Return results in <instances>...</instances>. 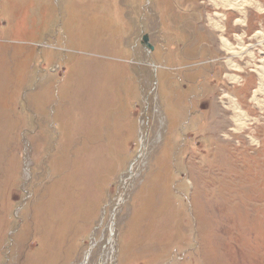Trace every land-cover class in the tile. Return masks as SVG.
<instances>
[{
	"label": "rangeland",
	"instance_id": "rangeland-1",
	"mask_svg": "<svg viewBox=\"0 0 264 264\" xmlns=\"http://www.w3.org/2000/svg\"><path fill=\"white\" fill-rule=\"evenodd\" d=\"M212 1L0 0V264H264V0Z\"/></svg>",
	"mask_w": 264,
	"mask_h": 264
},
{
	"label": "bare ground",
	"instance_id": "bare-ground-1",
	"mask_svg": "<svg viewBox=\"0 0 264 264\" xmlns=\"http://www.w3.org/2000/svg\"><path fill=\"white\" fill-rule=\"evenodd\" d=\"M212 3L218 7H226V8H231L239 13H243L244 12V7L246 5H253L258 7V4L256 3L255 5L252 3H250L248 0H213ZM141 5V4H140ZM261 7V6H260ZM261 10V8H260ZM235 15V14H234ZM239 16V15H237ZM223 15H220L218 13L215 12L214 15L209 16L208 17V24L209 26L216 30V31H220L221 36H220V42L221 45H223L222 47L224 48V51L227 52L228 54L232 55L230 60H233V57L237 56L241 57L244 53H246V50L244 49V44L242 43H238L237 48L235 46H232V44L224 37L223 33H224V26H222L221 23V19H222ZM224 21V20H223ZM243 22V21H242ZM228 24V23H227ZM226 24V25H227ZM230 25V24H229ZM228 26V25H227ZM243 28V27H242ZM262 31V30H261ZM258 37V36H257ZM263 42V41H262ZM259 45V44H258ZM247 47V46H246ZM255 52V51H254ZM229 60V61H230ZM232 64L230 65V67L232 69L235 70H239L240 67L236 64L233 63L232 61H230ZM259 76H260V83H259V90L256 89L254 91V95H253V100L257 102V104H259L261 101L257 98L258 93L260 90H262L263 87V83H262V79L264 77V66L261 67V70L259 72ZM230 79L238 82L240 81L241 77H237V76H230ZM246 83V81H245ZM235 97L233 95H230L228 93L223 94V104L226 105V107L231 111V121L234 124V131L240 130L243 126V123L249 119L248 116L246 115V113L241 109L242 107H240L235 99ZM131 119V118H130ZM131 121V120H130ZM250 122V120H249ZM128 126V125H127ZM135 129V128H134ZM111 179V178H110Z\"/></svg>",
	"mask_w": 264,
	"mask_h": 264
},
{
	"label": "water",
	"instance_id": "water-1",
	"mask_svg": "<svg viewBox=\"0 0 264 264\" xmlns=\"http://www.w3.org/2000/svg\"><path fill=\"white\" fill-rule=\"evenodd\" d=\"M140 45L144 48V49H149L152 50L153 48L151 47V45L148 42V36L147 35H143V37L141 38V42Z\"/></svg>",
	"mask_w": 264,
	"mask_h": 264
},
{
	"label": "built area",
	"instance_id": "built-area-1",
	"mask_svg": "<svg viewBox=\"0 0 264 264\" xmlns=\"http://www.w3.org/2000/svg\"><path fill=\"white\" fill-rule=\"evenodd\" d=\"M223 14H224V15H227L226 13H223ZM224 15H223V16H224ZM246 16H247V15H246ZM223 18H224V17H222V19H223ZM222 19H221V20H222ZM226 19H227V17H226ZM245 19H246V20H245ZM245 21H247V18H244V22H245ZM221 22H222V21H221ZM235 22H236V23H235ZM237 22H238V21H237V19H236L235 21H233V24L235 23L234 25H236V24H238ZM222 24H223V22H222ZM218 32H219V31H218ZM254 74H255V73H254Z\"/></svg>",
	"mask_w": 264,
	"mask_h": 264
},
{
	"label": "trees",
	"instance_id": "trees-1",
	"mask_svg": "<svg viewBox=\"0 0 264 264\" xmlns=\"http://www.w3.org/2000/svg\"><path fill=\"white\" fill-rule=\"evenodd\" d=\"M248 83V81H246V84Z\"/></svg>",
	"mask_w": 264,
	"mask_h": 264
}]
</instances>
